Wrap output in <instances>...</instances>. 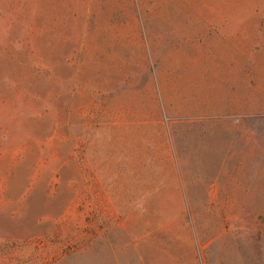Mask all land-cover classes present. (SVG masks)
Instances as JSON below:
<instances>
[{"label":"rangeland","instance_id":"374dc122","mask_svg":"<svg viewBox=\"0 0 264 264\" xmlns=\"http://www.w3.org/2000/svg\"><path fill=\"white\" fill-rule=\"evenodd\" d=\"M226 70L264 117V0H0V264H264V206L185 200Z\"/></svg>","mask_w":264,"mask_h":264},{"label":"crops","instance_id":"0c3cea01","mask_svg":"<svg viewBox=\"0 0 264 264\" xmlns=\"http://www.w3.org/2000/svg\"><path fill=\"white\" fill-rule=\"evenodd\" d=\"M222 73L207 81L205 116L191 121L199 127L189 130L190 149L184 157L193 158L204 192L185 191L186 204L264 206V117L255 116L263 106L256 105L249 77L243 78L245 93L239 95L238 80L230 70ZM240 110L242 116H234Z\"/></svg>","mask_w":264,"mask_h":264}]
</instances>
